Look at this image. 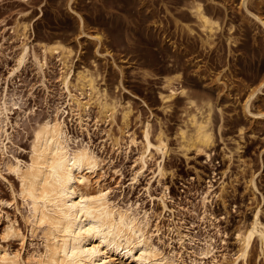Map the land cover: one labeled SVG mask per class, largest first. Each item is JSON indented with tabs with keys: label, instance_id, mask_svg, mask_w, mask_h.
<instances>
[{
	"label": "rangeland",
	"instance_id": "1",
	"mask_svg": "<svg viewBox=\"0 0 264 264\" xmlns=\"http://www.w3.org/2000/svg\"><path fill=\"white\" fill-rule=\"evenodd\" d=\"M191 1L0 0V101L6 96L9 105L15 102L6 127L10 141L4 140L7 150L0 155V199L7 202L0 206L1 246L22 258L40 248L37 240L31 242L27 236L22 218L25 211L20 199L12 198L11 190L17 189V181L3 164L13 158L26 161L35 126L54 115L55 107L68 111V93L60 85L56 58H48L47 67L39 71L28 56L25 64L14 72L21 39L13 30L17 21H25L30 22L27 42L35 53H39L36 47L39 42L69 43L74 50L82 51L76 65L91 67L94 62V70L102 76L99 83L122 106L130 107L126 123L119 110L113 120L99 119L94 106L89 107L81 122L70 112L62 115L69 134L102 160L98 179L110 188L112 199L120 205L133 203L160 213L161 243L165 250L171 248L181 254L184 264H215L230 259L236 248L234 229L250 213L251 195L244 189L250 171L256 170L257 174L255 195L264 199V118L244 115L242 109L255 87L254 79L264 75V30L252 16L264 18V0H249L246 9L240 6V0H199L218 22V29L209 40L191 15L188 7ZM72 10L82 17L86 32L105 37L98 55L93 43L85 37L75 40L77 17ZM175 76H179V86L199 106L209 101L213 107L215 146L210 163L205 162L203 155L189 152L185 157L177 149L175 133L184 120V98L176 96L168 107L159 98V93H167L163 78ZM70 90L72 94L79 93ZM255 96L251 111H264V87ZM147 122L153 131L158 128L164 131L171 149L164 162L168 172L160 183L153 173L154 159L137 181H132L141 152L142 126ZM217 127H222L220 135ZM240 127L242 140L237 132ZM132 138L136 144L131 142ZM235 141L242 145L240 155L248 166L244 170L243 166L238 168L236 154L233 155L224 176L229 212L224 218L221 203L214 198L203 206L202 196L208 180L212 190L217 191L220 173L228 165L221 149L234 151ZM212 216L216 219L212 220ZM7 219L15 221L26 236L23 243L2 240ZM170 228L173 233L168 232ZM176 231L190 238H183L182 247ZM205 243H211L207 256L200 254ZM256 253L254 244L249 264H262Z\"/></svg>",
	"mask_w": 264,
	"mask_h": 264
},
{
	"label": "bare ground",
	"instance_id": "2",
	"mask_svg": "<svg viewBox=\"0 0 264 264\" xmlns=\"http://www.w3.org/2000/svg\"><path fill=\"white\" fill-rule=\"evenodd\" d=\"M248 2L249 0H240V6L246 9ZM188 7L205 39L209 40L218 29L217 20L209 16L199 0L191 1ZM72 11L77 17L78 32L75 40L85 37L93 43L94 52L98 55V48L104 44L105 37L101 33L86 32L82 17L76 11ZM252 16L264 30V18L259 15ZM29 29L30 22L17 21L15 24L13 31H16L21 42L14 72L25 64L28 56L39 71L47 67L48 58H56L60 85L68 93L66 105L68 111L55 107L54 115L50 114L35 126L26 161L13 158L3 164L17 181V189L11 190L12 198L20 199L25 211L22 218L27 236L31 242L37 240L40 248L22 258L19 253L9 251L0 245V264H184L181 254L171 248L165 250L161 243L160 213L155 214L152 209L144 210L133 203L120 205L112 199L110 188L98 179L102 160L89 146L76 141L69 134L62 116L70 112L81 122L82 116L87 115L89 107L94 106L99 119L113 120L119 110L123 123H126L130 107L122 106L118 98L110 95L99 83L102 76L94 70V62L91 63V67L76 65L82 51L74 50L69 43L39 42L36 45L39 53H35L27 42ZM178 79L179 76L163 78V88L167 93H159L164 107L170 106L178 95L185 101L184 120L177 126L175 133L177 149L185 157L189 152L203 155L205 162L210 163L215 146L212 129L213 107L209 101L199 106L184 88L179 86ZM254 80L255 87L250 90L242 106L243 114L264 118V111L260 109L251 111L255 94L264 87V75ZM70 88L79 93L72 94ZM80 97H84L85 100ZM14 105L15 102L12 101L9 105L6 96L0 101L1 156L7 150V142L4 143V140L10 141V133L6 131V127L10 124L8 115L12 110L11 106ZM221 128L217 127L219 135ZM237 132L239 140H242L243 128L240 127ZM251 136L255 135L251 133ZM131 142L137 143L134 138ZM140 145L141 152L136 161L138 167L133 173L132 181H137L154 159L153 173L160 183L168 172L164 166L167 154L171 150L168 136L161 128L153 131L147 122L142 126ZM221 150L222 158L228 165L220 173L216 192L212 190L210 180L205 183L206 191L202 196V204L205 206L209 199L216 198L221 203L226 218L229 212L226 203L227 183L224 176L229 170L234 154L239 163L238 168L243 166L244 170L248 164L240 155L242 145L239 141H235L234 151L225 148ZM255 173L256 170L250 171L244 182V189L251 195L248 203L251 208L249 215L244 216L240 225L234 229L235 251L229 260L215 264H249L254 244L257 245L256 259L264 264V199L261 196L259 200L255 195V191L258 190ZM167 190L168 187L165 185L163 188L165 194ZM5 204L7 202L0 199V206ZM161 205L164 209L163 200ZM211 219L215 220L216 217L212 216ZM168 232L174 231L170 228ZM175 234L180 247L183 246V238L190 240L187 235L183 237L178 231ZM25 239L26 236L16 222L7 219L2 230V240L8 242L18 240L23 243ZM210 246L211 243H205L200 254L207 256L210 253Z\"/></svg>",
	"mask_w": 264,
	"mask_h": 264
},
{
	"label": "snow or ice",
	"instance_id": "3",
	"mask_svg": "<svg viewBox=\"0 0 264 264\" xmlns=\"http://www.w3.org/2000/svg\"><path fill=\"white\" fill-rule=\"evenodd\" d=\"M89 199H95V197H89ZM89 234H91V233H89Z\"/></svg>",
	"mask_w": 264,
	"mask_h": 264
}]
</instances>
